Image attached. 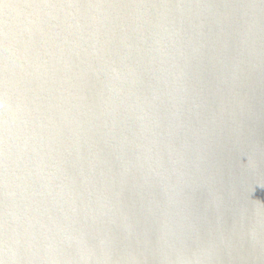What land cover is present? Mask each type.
I'll return each mask as SVG.
<instances>
[{
    "label": "water",
    "instance_id": "water-1",
    "mask_svg": "<svg viewBox=\"0 0 264 264\" xmlns=\"http://www.w3.org/2000/svg\"><path fill=\"white\" fill-rule=\"evenodd\" d=\"M0 264H264V0H3Z\"/></svg>",
    "mask_w": 264,
    "mask_h": 264
},
{
    "label": "snow or ice",
    "instance_id": "snow-or-ice-1",
    "mask_svg": "<svg viewBox=\"0 0 264 264\" xmlns=\"http://www.w3.org/2000/svg\"><path fill=\"white\" fill-rule=\"evenodd\" d=\"M3 3V0H0V4H2Z\"/></svg>",
    "mask_w": 264,
    "mask_h": 264
}]
</instances>
